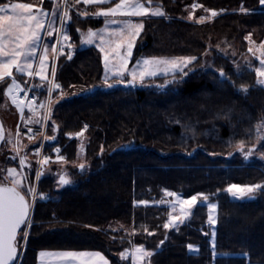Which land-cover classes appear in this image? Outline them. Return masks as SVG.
<instances>
[{"label": "trees", "instance_id": "obj_1", "mask_svg": "<svg viewBox=\"0 0 264 264\" xmlns=\"http://www.w3.org/2000/svg\"><path fill=\"white\" fill-rule=\"evenodd\" d=\"M12 2L52 8V0H0V6ZM197 2L202 7L196 8V17H206L209 9L224 12L203 23L189 21ZM151 5L162 6L166 16L146 19L134 61L142 55L197 56L193 71L182 79L178 75L181 82L166 89L157 86L171 76L146 79L149 85L117 83L73 95L103 82V53L96 46L81 47L80 33L102 27L104 20L79 16L68 23L76 48L66 47L55 68L56 81L71 98L51 107L47 132L57 139L46 140L45 152L54 154L61 147L68 161L75 160L78 140L68 134L87 123L88 162L83 172L80 164L70 168L76 182L61 191L43 170L38 193L51 198L37 200L21 264H38L44 250L97 251L112 264H132L121 253L141 244L153 253L151 264H264V191L258 190L254 200H236L225 191L229 184L264 185V164L245 160L236 150L240 140L245 147L255 144L257 122L264 118V89L254 71L239 75L227 61L249 52L245 35L264 29V6L260 0H152ZM205 53L213 55L214 65L228 80L218 70L200 71ZM51 69L52 63L48 77ZM8 81L0 83V105ZM46 89H37L42 99L47 98ZM131 141V148L116 150ZM165 189L185 197L207 194L218 204L217 223L210 225L208 208L198 204L178 230L165 229L170 207L161 201L172 199L164 195Z\"/></svg>", "mask_w": 264, "mask_h": 264}, {"label": "snow or ice", "instance_id": "obj_2", "mask_svg": "<svg viewBox=\"0 0 264 264\" xmlns=\"http://www.w3.org/2000/svg\"><path fill=\"white\" fill-rule=\"evenodd\" d=\"M82 2L85 5H101L109 3L110 0H82ZM80 3L81 0H72L71 3L70 0H64L62 5H54L51 11L52 19L50 20L48 19L49 13L47 11L34 9V6L30 3H13L0 7V81H4L5 78L11 79V84L7 87L6 95L19 110L21 120H24L25 109L32 114L25 121L26 126L33 123L47 124L52 115L51 105L53 103L52 94L54 92L59 91V98L61 100L71 98L65 96L61 84L56 81L55 60L60 55H64L65 45L69 49L72 48V45L69 43L71 37L68 35L67 22L72 19L70 15L71 9ZM147 3L148 6L141 2V0H119L114 7L101 8L100 11L92 14L93 17L105 18L104 28L95 31L89 29L87 33L81 32L80 35L83 37L81 43L87 45L94 44L104 54V78L101 85L82 87L78 93H73V95H87L98 87L111 89L116 87L117 83L134 87L137 84L143 85L146 79L171 76L172 79L166 80L165 85L157 86L166 89L171 84L181 82L176 79L178 75L183 78L193 71L190 66L198 60L197 56L141 58L136 62L134 67L129 68V61L136 38L144 28L142 21L135 22L132 18L148 17L149 15L163 17L165 15L162 6L151 7L152 0H147ZM260 3L264 5V0H260ZM192 7L197 8L202 7V5L194 4ZM240 10L245 13L248 11L243 7ZM77 15L86 17L89 14L87 12H78ZM217 15L218 13L215 10H211V17ZM117 16L127 17V19L119 21L108 19L109 17L114 18ZM188 19H192L191 14L188 16ZM205 19V16H200L197 23H203ZM57 20L60 23L59 28L55 27ZM113 25L117 26L113 27ZM42 33L47 37H52L55 34L56 44L60 45L59 49H57L55 44L52 46V51L56 55L52 61L51 79L47 75L49 67L47 44L44 45L42 52H40L38 67L34 68L38 50L41 48ZM250 37L251 34L246 39H249L250 44H254L255 42L251 41ZM248 51L256 58L259 67L253 68L250 63H247V68L255 72L257 76L256 83L264 86V43H261L256 50L253 47H249ZM257 52H259V55H257ZM204 55H207V53ZM67 59H72L71 52L68 53ZM14 70L28 78H39L42 82L41 87L43 83H46L47 98L39 103L36 102L37 97L35 95L29 99L28 92L33 91V89L22 88L13 74ZM237 71H239L238 68ZM218 75L222 80L229 79L223 70H218ZM110 80L114 82L110 83ZM240 91L246 93L248 89L242 86ZM21 92L24 93L23 97L20 95ZM41 110L43 111V115H40ZM56 128L58 126L53 121L54 131ZM87 128L88 125L85 124L80 132L75 133V137H82ZM256 132L258 142L264 141V122L256 126ZM27 135L29 140L34 138L35 133H33L31 127H27ZM68 135L69 138H72L71 133ZM4 139V130L2 125H0V141ZM44 139L54 141L56 140V136L45 137ZM8 143H13L12 138L8 139ZM133 143L134 141H131L127 144L118 145L116 150L131 148ZM13 146L16 154L19 155L21 150L19 129L17 130ZM261 146L264 147V144ZM42 147L43 144L36 149L37 155L40 154V148ZM255 149L256 145L246 149L244 140H240L236 144V150L245 160L252 158ZM54 152L56 154L55 161H52L51 157L47 155L37 161L40 168L35 173L36 181L40 180L43 169L50 163H66L65 157L59 154L61 152L60 148H55ZM101 153H103V148H101ZM186 154L191 156L193 153L189 152ZM233 154L229 153V156ZM261 159H264V154H261ZM26 160V155L20 156L19 165L21 168L31 167L30 164H26ZM85 169V164L79 165L81 172L85 171ZM27 179L26 173L18 172L16 168H10L7 169V177L3 181H0V264H12L16 259L18 254V236L20 237V241L26 240L28 232L23 231V229L31 227L30 218L38 196L42 200L51 198L42 193L38 194L36 187L31 183H25ZM57 183L63 187L73 184L74 181L71 180L68 172L64 171L59 174ZM258 190L264 191V185L229 184L225 189L236 200H254L256 198L255 193ZM164 195L173 198L161 201V203L168 204L172 209V212L169 213L168 221L163 225L165 229L175 228L178 230L179 225L189 219L191 210L198 204L208 208L207 219L209 224L215 225L217 223L216 211L218 205L209 202L207 194L196 193L185 197L181 193L165 189ZM138 203L147 205L148 201H139ZM177 212L178 214H173ZM151 234L149 233V235ZM213 236H215V232H213ZM188 248L192 250L193 245H188ZM213 248H215L214 243ZM128 255L132 257V264H146V258H150L153 253L146 250L144 245L141 244L134 246L130 253L128 251L121 253V256L125 258ZM39 256L41 264H109V261L100 252L41 251ZM50 258L56 259L51 260Z\"/></svg>", "mask_w": 264, "mask_h": 264}, {"label": "rangeland", "instance_id": "obj_3", "mask_svg": "<svg viewBox=\"0 0 264 264\" xmlns=\"http://www.w3.org/2000/svg\"><path fill=\"white\" fill-rule=\"evenodd\" d=\"M118 1L119 0H117V2ZM71 2H72V0H70V3ZM117 2H115L114 4H116ZM143 2H145V1H143ZM63 3H64V0H52V7L54 5H62ZM195 4L201 5L198 2L195 3ZM262 6H264V5H262ZM101 8L102 7H98V6L97 7L96 6L89 7L88 5L83 4V2H81L80 4H77L74 8H72L71 11H70V15H71L72 19L67 22L68 35L71 37L70 32H69L68 23H70L71 21H73V18L79 17L77 15L78 12H80V13L87 12L89 14L86 17L85 16H80L81 18H94V19H97V18H100L101 19L102 18L104 20V24H103L102 27L95 28V29H92V30L95 31V30H99V29L104 28L105 18H103V17H93L92 16L93 13L100 11ZM195 10H196V8H192L190 10L189 15L190 14L192 15V19L189 20L188 17H187V19L189 21H194V20L198 21L199 16L196 17ZM211 10L212 9H209V11L207 12L208 15L205 17L206 18L205 21L214 18V17H211ZM215 11L218 14H220V12H224V10H215ZM164 13H165L164 16H166V12L165 11H164ZM149 17H155V16L149 15L148 17H133L132 19L135 22H141L142 21L143 24H144V28H145L146 19L149 18ZM108 19H115V20L119 21V20H122V19H127V17L117 16V17H114V18L109 17ZM115 26H117V25H113V27H115ZM144 28L140 32V35L144 31ZM85 33H87V31ZM249 34H251V37H250L251 41H254L255 43L254 44H250L249 39H246L248 41V47H253V49L256 50L261 43H264V29L252 31L251 33H247L245 35V37H248ZM140 35L136 38L135 45H134L133 50H132V56H131L130 61H129V68L134 67L136 65V62L138 60H140L141 58H150V56L142 55L136 61H134V59H135L134 58V54H135L136 46H137L138 39H139ZM71 39H72V37H71ZM82 39H83V37H82ZM69 43L71 44L72 43V40H70ZM239 44H240V42H239ZM71 45L74 47V49L76 48L74 43L71 44ZM52 46H53V44L52 45L50 44L51 49H52ZM83 46H87V44H82L81 47H83ZM56 47H57V49H59L60 48V45L57 44ZM65 47H67V45H65ZM51 54H52L51 58L52 57L54 58L55 55H56L53 51H52ZM257 55H259V52H257ZM155 57H158V56H155ZM160 57L173 58V57H183V56H160ZM214 60H215V58L210 53L208 55H206L205 60L203 61L202 65L199 67L200 68V71L203 73V72H207L208 70H216V71L219 70L214 65ZM227 61H228V65H231L234 68V72H237V74H239V75L244 74L245 72L250 71L247 68V63H250L253 68L259 67L258 61L249 52L248 53H242L237 58H233L232 57L231 60H227ZM225 65H227V64H225ZM206 68L208 70H204ZM237 68L239 69V71H237ZM227 75L229 77H232V74L231 73H229ZM179 78H181V77L179 76ZM49 79H51V76H49ZM31 83L32 82H29V83L24 82L23 84H25L24 85L25 88H28V87H31V86H35V89L33 91H35L34 93L37 96V103L45 100V99H42L41 98V95H40L39 92H37V89L38 88H44V87L47 88V84L46 83H43V86L41 87V85H42V82L41 81L39 82L40 83L39 85L36 84L37 83V80H35V82L33 83V85H31ZM150 83H152V82H150ZM150 83L148 81H145L143 85H149ZM20 85H22V84L20 83ZM24 86H22V88H24ZM261 87L264 89V86H261ZM60 100L61 99L59 98V94L56 95L55 92H54L52 94V101H53V103H52L51 107L54 105V103L56 101L58 102ZM0 114H1V116L3 118V120H4V123H5V126H6V130H7L6 141L4 142L2 148L0 149V176H1V180L3 181L5 179V177H7V169L16 168L18 172H24V173L27 174L28 179L25 181V183H31L34 187L37 188V191H38V186H39V184H40V182H41V180L43 178V175L41 176V178H40L39 181H36V179H35V173L40 168V165L37 163V161L40 160V159H42L43 156L48 155V154L51 155L52 161H55L56 160V154H55V152H54V154H52L50 152L49 153H46L45 152V142L46 141L43 142L42 135H41V131L44 128H46L47 135L49 137H52L51 133L47 132V130H49V121L47 122V124H43V125L42 124H35V123H33V124H29V125L26 126L25 125V121L32 114L27 109H25V112H24V120H21L19 110L15 107V105L11 104L10 98L8 96L3 101V103H1V105H0ZM40 115H43V111L42 110L40 111ZM247 116H249V115H247ZM262 122H264V118H262V120H259L257 122V125L260 124V123H262ZM27 127H31L33 133H35L34 138L31 139V140L28 139ZM35 128H41L42 130L38 132L37 130H34ZM18 129H19V140H20V145H21V150L19 152V155L16 154L15 148L13 146L15 144V139H16V136H17V130ZM255 131H256V129H255ZM9 138H12L13 143H8V139ZM37 138H38V144H37V141H36ZM74 138H77V137H75V133L72 134V139H74ZM77 140H78V142H77V154H76V159L75 160L68 161L67 160V157L64 155L65 160H66V163H50L48 166H46L43 169L45 171L44 172V175L46 176L45 178H48L49 177V178H53L55 180V182H56V190L61 191L63 189V187L59 186L58 183H57L58 178H59V174L63 173L64 171H67L68 174H69V176H70V178H71V180L74 181V183H75L76 182L75 175H74L73 171L71 172L72 167L75 168L76 166H78L81 163L88 162V159H87V156H86L87 143H88V135H87V133L84 132L83 136L77 138ZM252 142H253V144L255 143L254 145H256V149L254 150L253 156L251 158L252 159V163L258 162V163H263L264 164V159H261V154H264V150L262 149V146L261 145L264 144V141H259L258 142V140H257V132H256V138H255V140H252ZM68 143L69 142L66 143V146H67ZM41 144H43V147L40 148V154L37 155L36 154V149ZM58 148L61 149V147H58ZM247 148H250V147L247 146L246 149ZM42 151H43V153H42ZM230 153H234V151H231ZM59 154L62 155L61 153H59ZM25 155L27 156L26 164H30L31 165L30 168H27V167L21 168L20 165H19V158H20V156H25ZM238 156L243 157L241 154H238ZM13 157H14V159H13ZM58 197H56V198H58ZM38 199H39V196H38L37 200ZM46 200H48V199H46ZM209 202L216 203L217 204L216 201H209ZM36 203H37V201H36ZM36 203L34 204V207H35ZM34 207H33V209H34ZM194 208L191 210V213L193 212ZM170 212H172V209L171 208H170ZM173 214H178V212L177 213H173ZM32 215H33V211H32L31 218H30L31 226H32V223H33V219H32L33 217H32ZM216 218L218 219V207H217V211H216ZM30 228L23 229V231H27L28 232V235H27L26 240L20 241V237L18 238V243H19V246H20V254H19V259L17 261V264H21V262H22L24 250L26 248L27 241H28V238H29ZM212 242L213 243L215 242L213 235H212ZM134 246H136V245H132L131 248H128L127 249V251L130 253L131 250H132V248ZM194 248H196V247L193 246V249ZM44 251H46V252H63V251H72V250H44ZM76 252H97V251H76ZM104 257L109 261V259L106 256H104ZM128 257H129V259H130V261L132 263V257H131V255H128ZM50 259L51 260H55L56 258H50ZM38 264H41V258H40V256H39V262H38ZM109 264H112V263L109 261ZM146 264H151L150 263V258H146Z\"/></svg>", "mask_w": 264, "mask_h": 264}, {"label": "crops", "instance_id": "obj_4", "mask_svg": "<svg viewBox=\"0 0 264 264\" xmlns=\"http://www.w3.org/2000/svg\"><path fill=\"white\" fill-rule=\"evenodd\" d=\"M82 1V0H81ZM112 1H114V0H110V2L109 3H111ZM119 2V1H118ZM117 2V3H118ZM141 2H143L142 0H141ZM13 3H22V2H12V3H8V4H5V5H10V4H13ZM109 3H106V4H109ZM143 3H145V5L146 6H148V3H146V2H143ZM5 5H1L0 7H3V6H5ZM33 5V4H32ZM90 5H95V6H97L96 4H90ZM34 6V9H43V10H45V11H47L48 13H49V16H48V19L50 20V19H52V16H51V11H52V9H53V7L51 8V9H44V8H41V7H39V6H36V5H33ZM115 6V4H110V5H108L107 7H105V8H108V7H114ZM158 5H151V7H153V8H155V7H157ZM162 10L164 11V9L162 8ZM46 27H47V25H46ZM55 27L56 28H59L60 27V23H59V21L57 20V22H56V24H55ZM88 31V30H87ZM86 31H83V33H85ZM42 37H43V39H42V42H41V48H40V50H38V53H37V59H36V62L34 63V68L35 67H38V59H39V55H40V52H42V50H43V47H44V45L45 44H47V46H48V56H49V67H48V69L50 68V64L52 63V61H53V57L51 58V56H52V49H51V47H50V44L52 45H56L57 46V44H56V41H53V36L52 37H47L44 33H42ZM81 41H82V37H81ZM72 44V43H71ZM80 46H82V43H80ZM88 46H95V45H87V46H83V47H88ZM65 48L66 47H64V51H65ZM104 56V55H103ZM151 57V56H150ZM104 60V59H103ZM56 61V60H55ZM13 74H14V76L16 77V80H18L22 85H21V87L22 86H24L25 84H23L24 82H26V83H29V82H32L31 83V85H33V83L35 82V80H38L39 78H28V77H26L25 75H23V74H20V73H17V72H15V70L13 71ZM48 75V74H47ZM20 77H22V78H24L23 80H21V78ZM7 80H9L8 82V85H7V87L9 86V84H11V79L10 78H5V80L4 81H7ZM4 81H0V83L1 82H4ZM25 87V86H24ZM31 88H33V90L35 89V86H31ZM6 90H7V88H6ZM35 92V91H34ZM6 97H7V95H6ZM6 97H5V99H6ZM10 102H11V100H10ZM12 104V103H11Z\"/></svg>", "mask_w": 264, "mask_h": 264}, {"label": "water", "instance_id": "obj_5", "mask_svg": "<svg viewBox=\"0 0 264 264\" xmlns=\"http://www.w3.org/2000/svg\"><path fill=\"white\" fill-rule=\"evenodd\" d=\"M0 125H2V127H3V130H4V137H5V139H6V135H7V130H6V126H5V123H4V120H3V118H2V116H1V114H0ZM57 130V129H56ZM56 136V135H55ZM5 139L3 140V141H0V149L2 148V146H3V144H4V142H5ZM56 139H57V136H56ZM56 140H54V141H50V142H55ZM0 181H2L1 180V176H0ZM245 200H248V199H245ZM18 238H19V236H18ZM19 254H20V246H19V243H18V254H17V257H16V259L12 262V264H17V261H18V259H19Z\"/></svg>", "mask_w": 264, "mask_h": 264}, {"label": "built area", "instance_id": "obj_6", "mask_svg": "<svg viewBox=\"0 0 264 264\" xmlns=\"http://www.w3.org/2000/svg\"><path fill=\"white\" fill-rule=\"evenodd\" d=\"M24 88H25V87H24ZM25 89H33V88L28 87V88H25ZM20 95L23 97V96H24V93L21 92ZM33 95L36 96V94L34 93V91H29V92H28V98H29V99H31ZM36 97H37V96H36ZM36 102H37V99H36ZM86 125H88V128H89V124L86 123ZM83 128H84V127H83ZM88 128H87V129H88ZM87 129H86L84 132H86ZM78 132H80V131H78ZM41 135H42V140H43V142H45L46 140H45L44 138L47 137L46 128H44V129L41 131ZM42 153H43V151H42ZM60 153H61V152H60ZM47 156H50V157H51L50 154H48Z\"/></svg>", "mask_w": 264, "mask_h": 264}]
</instances>
